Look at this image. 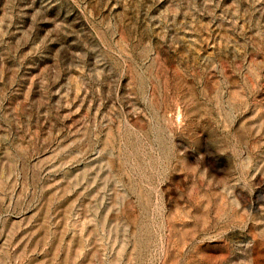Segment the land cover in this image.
Segmentation results:
<instances>
[{"label": "rangeland", "instance_id": "obj_1", "mask_svg": "<svg viewBox=\"0 0 264 264\" xmlns=\"http://www.w3.org/2000/svg\"><path fill=\"white\" fill-rule=\"evenodd\" d=\"M0 264H264V0H0Z\"/></svg>", "mask_w": 264, "mask_h": 264}]
</instances>
